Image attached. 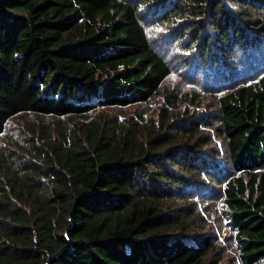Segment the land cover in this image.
I'll list each match as a JSON object with an SVG mask.
<instances>
[{"label": "trees", "instance_id": "trees-1", "mask_svg": "<svg viewBox=\"0 0 264 264\" xmlns=\"http://www.w3.org/2000/svg\"><path fill=\"white\" fill-rule=\"evenodd\" d=\"M147 26L183 69L229 85L210 123L222 154L204 120L170 123L169 103L155 124L91 118L147 102L170 74ZM259 52L264 0H0V137L24 114L59 119L0 147V264H264ZM242 59L257 69L234 84ZM75 116L79 136L57 128ZM216 186L237 260L194 201Z\"/></svg>", "mask_w": 264, "mask_h": 264}, {"label": "rangeland", "instance_id": "rangeland-1", "mask_svg": "<svg viewBox=\"0 0 264 264\" xmlns=\"http://www.w3.org/2000/svg\"><path fill=\"white\" fill-rule=\"evenodd\" d=\"M146 29L149 32V39L151 38L152 43L156 45L155 48L157 51L165 55L171 67V72L162 82L159 92L145 103H137L124 107H100L90 113L91 118L98 119V116H108L111 119L116 118L121 124L125 122V125H128L130 123L129 118L136 119L142 115L146 118V123L153 120V124H155L158 121L161 108L166 103H169L174 107V109L169 108L170 123L177 119H187L191 115L198 117L200 120H204L208 125L204 128L202 127V129L204 133L211 135L210 138L212 139L206 148L211 149L215 145V148L221 152L224 150L223 139L213 135V128L210 123H213V125L218 124L219 110L216 97L221 95L224 88L229 85H216L212 80L203 78L202 74L199 76L198 73H195L196 70H189V68L183 69L182 61H180L182 56L180 54H173L160 40L159 32L161 28L147 26ZM256 55L260 57L261 63L258 62L253 67L264 65L263 54L259 52ZM248 65L249 62L246 59L240 60L237 65L239 70H241L239 73L240 77L236 78L235 82H233L234 84L239 83L240 80L242 81L244 75L250 74L257 69ZM260 68L263 69V67ZM185 70H189V72ZM188 76H191L193 79L190 80ZM58 121V118L35 114H24L16 119L9 120L6 132L0 137V147L6 151L10 144V138L14 141L19 140L21 136L25 135L22 133V129H29L30 125H35L37 126L36 129H39V126L41 128L42 124L52 127ZM60 121L57 126L59 130L63 131L66 128L71 137L79 136L77 130L80 122L79 116ZM185 124H187L186 121ZM17 134L19 135L17 136ZM208 189L209 191L204 190L202 196L194 195V201L196 202L198 210L200 209L199 213L201 217L207 220L209 228L205 229V233H208L212 243L222 248L226 259L231 258L237 260V250L234 248L235 244L233 241L234 231L228 224V221L223 216H219L223 204L219 187L216 186V188ZM202 198H210L212 202L209 201L208 204H203L201 201Z\"/></svg>", "mask_w": 264, "mask_h": 264}]
</instances>
